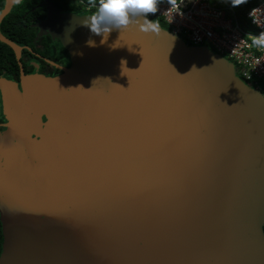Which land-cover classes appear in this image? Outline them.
Wrapping results in <instances>:
<instances>
[{
  "label": "water",
  "instance_id": "95a60500",
  "mask_svg": "<svg viewBox=\"0 0 264 264\" xmlns=\"http://www.w3.org/2000/svg\"><path fill=\"white\" fill-rule=\"evenodd\" d=\"M44 7L70 66L0 79V264H264L262 93L142 14Z\"/></svg>",
  "mask_w": 264,
  "mask_h": 264
},
{
  "label": "built area",
  "instance_id": "2783aa9c",
  "mask_svg": "<svg viewBox=\"0 0 264 264\" xmlns=\"http://www.w3.org/2000/svg\"><path fill=\"white\" fill-rule=\"evenodd\" d=\"M73 1L86 12L96 11L97 5ZM156 9L149 15L162 19L172 35L189 46L207 47L225 58L243 83L261 92L264 0H176L158 2Z\"/></svg>",
  "mask_w": 264,
  "mask_h": 264
},
{
  "label": "flooded vegetation",
  "instance_id": "af4514ba",
  "mask_svg": "<svg viewBox=\"0 0 264 264\" xmlns=\"http://www.w3.org/2000/svg\"><path fill=\"white\" fill-rule=\"evenodd\" d=\"M26 0H23L25 3ZM23 2L19 5H22ZM49 2L44 0L42 3L33 6L28 12H24L21 17L23 28L19 34H10L8 29H3L2 23L4 19L10 14H8L0 24L1 34L8 40L18 45L21 48L20 58L16 59L14 52L9 48L7 50L0 49V57H7V66L2 67L0 71V79L11 80L15 83H19L21 74H40L46 77H56L62 73L63 69H67L70 66L69 55L60 46V42L56 39H52L50 36L45 35L39 37L38 26L43 23L46 18V7L45 3ZM52 5V2H49ZM5 0H0V6H2L0 12L4 9ZM19 5H15L19 6ZM56 6V5H55ZM12 7V9L14 8ZM57 8V6H56ZM11 9V11H12ZM59 9V8H58ZM60 10V9H59ZM10 11V12H11ZM63 14H68L61 10ZM78 15V13H71ZM45 15V18L40 16ZM1 44V42H0ZM3 45V44H2ZM17 67L14 66V61ZM0 62L1 59H0ZM4 120L0 115V130H2V125Z\"/></svg>",
  "mask_w": 264,
  "mask_h": 264
},
{
  "label": "clouds",
  "instance_id": "9594fccd",
  "mask_svg": "<svg viewBox=\"0 0 264 264\" xmlns=\"http://www.w3.org/2000/svg\"><path fill=\"white\" fill-rule=\"evenodd\" d=\"M96 11L90 17L78 21L86 26L91 33L100 35L102 40L108 36L113 29L126 28L133 23L132 17L156 12V0H99ZM143 31H156L154 25L146 23L141 26ZM89 46H94V41H87Z\"/></svg>",
  "mask_w": 264,
  "mask_h": 264
},
{
  "label": "trees",
  "instance_id": "16d2710c",
  "mask_svg": "<svg viewBox=\"0 0 264 264\" xmlns=\"http://www.w3.org/2000/svg\"><path fill=\"white\" fill-rule=\"evenodd\" d=\"M44 0H26L25 3H23L22 5L16 6L12 9V11L10 12V14L4 19L3 23H2V27L3 29H8L10 34H19L21 32V29L24 27L22 23V19L21 17L23 16L24 12H28L30 9H33L35 5H38V3H42ZM49 2H52L53 4H55L57 6V8H59L60 10L66 12V13H77L79 10H84V7H82L77 1H73V0H47ZM86 5H94V4H98L99 0H82ZM172 1H176V0H156V3L158 2H172ZM242 2V1H241ZM245 4V3H243ZM252 4V3H250ZM246 5L249 6V4L246 3ZM2 6H0V10H1ZM85 11V10H84ZM147 17H152V18H156L153 17L152 15L147 14ZM41 18H45V15L40 16ZM157 20H159V23H157V25L163 29V25L166 27L167 30V26L166 24L163 22L162 19L156 18ZM0 47L3 50H7L8 48L5 45L0 44ZM0 48V49H1ZM1 61L0 62V71L2 67H6L7 66V57L3 56L2 58L0 57ZM14 61V60H13ZM14 66H16L15 61H14ZM237 75V73H236ZM260 84H262L261 86V92L262 95L264 96V81L261 82ZM263 232H264V226H263ZM1 246H2V235H1V224H0V252H1Z\"/></svg>",
  "mask_w": 264,
  "mask_h": 264
},
{
  "label": "rangeland",
  "instance_id": "374dc122",
  "mask_svg": "<svg viewBox=\"0 0 264 264\" xmlns=\"http://www.w3.org/2000/svg\"><path fill=\"white\" fill-rule=\"evenodd\" d=\"M85 1H86V0H85ZM77 13H78V15H80V16H81V15H82V16H91V15L94 14L95 12H91V13H89V12H86V11H84V10H79ZM144 17L147 18L148 20L153 21V22L156 23V24L159 23V20H157L156 18L147 17V16H145V15H144ZM162 27H163L164 30H166V27H165L164 25H163ZM261 86H262V84H261Z\"/></svg>",
  "mask_w": 264,
  "mask_h": 264
},
{
  "label": "bare ground",
  "instance_id": "6f19581e",
  "mask_svg": "<svg viewBox=\"0 0 264 264\" xmlns=\"http://www.w3.org/2000/svg\"><path fill=\"white\" fill-rule=\"evenodd\" d=\"M24 3V2H23Z\"/></svg>",
  "mask_w": 264,
  "mask_h": 264
}]
</instances>
